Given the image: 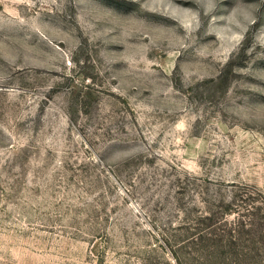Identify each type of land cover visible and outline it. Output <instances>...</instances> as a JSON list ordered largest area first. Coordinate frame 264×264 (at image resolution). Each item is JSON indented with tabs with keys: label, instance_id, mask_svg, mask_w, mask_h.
Wrapping results in <instances>:
<instances>
[{
	"label": "rangeland",
	"instance_id": "1",
	"mask_svg": "<svg viewBox=\"0 0 264 264\" xmlns=\"http://www.w3.org/2000/svg\"><path fill=\"white\" fill-rule=\"evenodd\" d=\"M0 264H264V0H0Z\"/></svg>",
	"mask_w": 264,
	"mask_h": 264
}]
</instances>
